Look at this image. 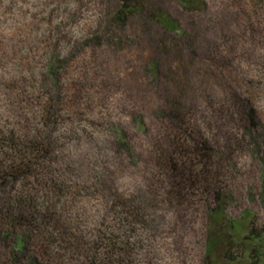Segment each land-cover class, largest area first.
<instances>
[{
  "label": "rangeland",
  "instance_id": "1",
  "mask_svg": "<svg viewBox=\"0 0 264 264\" xmlns=\"http://www.w3.org/2000/svg\"><path fill=\"white\" fill-rule=\"evenodd\" d=\"M119 1L0 0V126L52 142L50 169L80 183L79 194L55 195L38 186L20 193L37 202L43 224L7 234L0 239V253L9 250L14 236L25 234V249L8 257L9 264H25L30 257L35 264H98L121 225L112 214V193L140 199L154 192L146 224L127 241L135 264H206V248L215 239L221 242L211 264H264V0H203L206 7L194 14L179 0H146L187 31L190 49L178 73L180 93L195 121L201 127L214 122L216 101L229 106L231 89L250 99L260 123L251 136L232 125L241 137L234 151L221 149L223 131L218 130L215 184L170 203L164 202L169 185L155 168L153 151L172 137L157 106L175 83L168 65L179 55L170 53L167 60L155 55L159 37L141 17L106 24ZM54 55L56 78L47 70ZM211 57L220 65L212 76ZM152 58L162 69L158 77L148 69ZM165 83L169 86L162 90ZM52 106L60 108V120L45 125ZM13 189L22 188L16 182ZM225 219L237 221L234 231L226 226L220 232ZM251 229L258 237L245 238ZM230 237H243L244 247Z\"/></svg>",
  "mask_w": 264,
  "mask_h": 264
},
{
  "label": "trees",
  "instance_id": "2",
  "mask_svg": "<svg viewBox=\"0 0 264 264\" xmlns=\"http://www.w3.org/2000/svg\"><path fill=\"white\" fill-rule=\"evenodd\" d=\"M179 3L183 10L193 14L206 7V3L203 0H179ZM133 16L141 17L142 24L152 27L155 34L159 37L154 51L155 55L160 54L159 57L162 55L164 60L169 58L170 53L179 55L178 59L173 60L168 65V69L173 71L176 77L174 78L175 83H172L171 86L168 83V85L166 83L162 85V90H164L163 86H169L170 89L166 88L167 94L162 97L161 102L157 106V112L160 113L158 117L165 121L169 128H171L172 137L154 145L153 157L156 170L165 176L169 185L164 196V202H168L169 200L177 202L184 201L186 195L193 194L194 190L199 189L204 184L210 182L215 184L216 182L217 175H215L213 169L217 164L215 133L218 130L221 133L223 131L224 141L221 147L222 150L232 149L234 151V149L240 146L241 137L235 136L236 133L232 130V125L242 126L248 136L257 133L260 126L257 112L250 99L245 98L240 92L229 89V99H231L229 106L226 105L225 101H216L218 108L214 107L216 110L213 112L216 120L201 127L195 121L196 119L191 116L189 108L186 107V100L183 97L184 94L182 95L180 93V85L183 79L181 73H178V70L184 65L186 50L190 49L187 44L188 34L186 29L177 18L169 15L159 6L154 5V3L146 2V0H120L112 14L109 15V20L106 21V24H124ZM95 37L99 39L101 34H97ZM210 52L212 54H218L216 48H211ZM55 56L50 58L51 61H49L47 70L48 73H55L56 78L58 56ZM152 59L148 64V69L150 70V74L158 77L161 75L160 71L162 69L158 59ZM163 59L160 58V60ZM208 66L210 67L208 75L212 76L213 69L220 66L219 61L211 57L209 58ZM209 106L212 107V104H209ZM52 109V111L47 110L45 118L42 121L43 124L45 123L46 125L50 122L56 123L57 120H60V114L57 113L60 108H56L55 110L52 106ZM140 125H143V123L141 122ZM204 128H207V131ZM38 135L37 138L25 137L14 127L0 126L1 240L2 238H6L7 234L9 236L16 234L14 233L16 229L22 230V228L28 227L29 230H32L38 221H41L43 224V220L39 217V205L37 202H34V198L20 194L26 190L29 191L28 189L30 187L38 186L35 188L36 190L39 188L46 189V191L52 190L55 195H64L59 192L64 193L65 191H69L72 194H79V190L75 188V186L80 184L78 180L75 182L69 178L64 180L57 176L54 169H50L49 160L54 150L51 145L52 142H49L42 135ZM262 162V201L264 205V161ZM46 181L52 182L51 186H49L52 189L46 187L47 184L44 185ZM16 182L20 184L22 189L14 192L13 184ZM10 191H13V193L11 192L12 194H9ZM144 193L147 195L140 199L138 195L122 197L112 193V198H114L111 201L112 210L114 211L112 214L120 221L121 225L117 235H109L111 237L109 246L104 250L105 254L102 256L103 259L98 264H135L133 262L134 258L131 255L132 251L127 249L129 246L127 241L137 226L146 224L144 222L145 217L150 212L148 203L149 201L156 200L154 198V192ZM216 199L218 206H220L219 195H217ZM236 222L233 219H225L220 232L226 226L228 230L234 231ZM42 228L46 229V227ZM251 232L252 229L250 230ZM3 235L5 237H2ZM24 235L18 234L14 236L15 240L9 250L0 253V264H9L8 257H13L16 253L25 249L26 240ZM28 236L26 235L27 239ZM252 236L258 237V235L255 236L251 233V236L245 238ZM51 238H48V240H51ZM119 239L122 240L120 243ZM230 240L239 248L244 247L243 237L240 239H232L230 237ZM220 242V239L217 241L215 239L208 244L205 254L206 264H211L210 256ZM133 244L134 242L130 243V245ZM232 257L234 258V256L232 255L230 257L231 260H233ZM238 257L241 258V255ZM29 259L25 264L36 263L33 257Z\"/></svg>",
  "mask_w": 264,
  "mask_h": 264
}]
</instances>
